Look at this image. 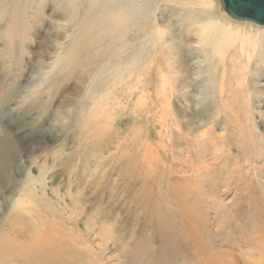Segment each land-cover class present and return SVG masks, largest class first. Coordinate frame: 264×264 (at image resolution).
Listing matches in <instances>:
<instances>
[{
    "label": "rangeland",
    "instance_id": "rangeland-1",
    "mask_svg": "<svg viewBox=\"0 0 264 264\" xmlns=\"http://www.w3.org/2000/svg\"><path fill=\"white\" fill-rule=\"evenodd\" d=\"M85 1L0 0V264H264V74L228 66L232 94L206 97L219 60L186 31L173 80L174 61L131 48L140 15L88 50ZM138 1L181 32V6Z\"/></svg>",
    "mask_w": 264,
    "mask_h": 264
},
{
    "label": "bare ground",
    "instance_id": "bare-ground-1",
    "mask_svg": "<svg viewBox=\"0 0 264 264\" xmlns=\"http://www.w3.org/2000/svg\"><path fill=\"white\" fill-rule=\"evenodd\" d=\"M84 1L85 0H75L74 3L83 5L82 3H84ZM90 1L94 2V5L89 7L88 11L86 9L83 10L82 13L83 18L81 22L82 28L84 30L83 31L84 33L83 32L82 33L84 34V36H86L85 39L86 40L88 39L87 42L88 46L85 47L88 50L95 45L96 41L100 40V37L102 35L108 36L109 39H111V41L113 40L114 42L112 45L107 43V46L110 45L112 47L117 42L123 43V37L126 35V33H129L130 28H133L136 24V15L137 16L140 15L141 16L140 18L141 19L143 18L142 20L143 26L138 30L135 29L136 30L134 32L135 39L133 40V42H129L131 48L136 49L137 52H139V54L141 52L142 53L145 52L148 49H150V51L151 50H154L155 52L157 51L160 54V56H158L157 58H159V61L162 63L163 66L168 65L167 67H172L171 64L174 61V63L177 65V69L174 72L175 74L178 75L180 74L181 76L177 77L176 75L173 80H178V82L179 81L182 82V78H180L182 77V75H184L185 78H188V73L186 71L187 63L185 62V58H186L185 53H186V48L188 47V43L186 47L185 39H184L186 31H190L192 32V34H196V36L198 37V43L202 47L201 51L204 56L203 60L205 63L209 62V64H212L213 62L215 63L216 59L219 60L218 65L221 64V70H222V74H220V82L219 80L218 81L216 80L215 75L206 76L208 78L207 79L208 85H211L212 87L211 90H209V92L208 91L204 92V95L206 97L217 96L219 99H221L226 94L228 95L232 94L233 92L232 89L228 91H225L223 89L224 88L223 81L225 80L226 77L225 74L228 66L233 68L232 69L233 71L229 72L228 75L229 79H232L233 77L236 78L241 72L245 79L247 74L251 73L252 71L251 68L253 66H255L253 68L254 71H252V74H250V76L252 75V77L255 78L260 74H264V25H258L253 22H251V24L249 23L251 28L255 27L254 28L256 29L255 31L251 30L250 27H249L250 30H245L246 26L244 28H241L242 24L240 23L238 24L239 21L240 22H249V21H245V20L238 21V19L232 17L225 10V12L230 17L237 20L238 22H233V20L227 19L226 17L223 16L222 12L220 11L216 3V0H167L172 2L173 4H176V6H181L179 8H176L177 9L176 13L177 14L179 13L181 17V19L178 18L182 22L179 23V26L181 27V32H179V30L176 27L174 28V25L169 22L163 24L162 26H157L154 21V17L152 15L153 14L152 11H154L157 7L155 8L152 7L153 10L151 9V7L150 10L147 7L148 8L147 10L144 7V5L146 4L143 5L139 3L138 0H90ZM156 1L159 2V0ZM99 2L102 4L100 8H98ZM73 4L70 5L74 6ZM68 5L66 4V6ZM68 7L70 8V6ZM73 9H75V7ZM73 12L74 11L72 10V14ZM234 23H236L235 26L233 25ZM252 23L255 24L256 26H253ZM129 43L127 44L126 42V45L129 46ZM80 52L82 53V51ZM113 53H114V49L112 50V54ZM133 59L128 61L126 65L114 64L112 65V68L117 70L123 69V71H125L126 69L128 70L129 69L128 66H130V64L133 62ZM167 67L165 66V68ZM252 77L250 78L251 80L253 79ZM183 82L185 81L183 80ZM26 202L27 199L23 198L22 200L20 199L18 201V204L17 203L16 204L21 206V208H24L25 210L26 206L24 205H26ZM4 204L5 202L3 201V205ZM17 214L20 215L19 213ZM17 224L15 225L12 219L9 220V224H8L10 231L14 234L16 233L15 235L17 236L19 233V235L24 234L27 235V237L32 236L38 239V237L42 238L44 235H46L45 234L46 230L44 228H41L39 230L38 229L34 230L28 234V232H26L27 230L25 231L18 230ZM41 238H39L38 241ZM45 238L46 237H44V239ZM37 245L44 247V244L41 245L40 243H38ZM44 251L46 252V250Z\"/></svg>",
    "mask_w": 264,
    "mask_h": 264
},
{
    "label": "water",
    "instance_id": "water-1",
    "mask_svg": "<svg viewBox=\"0 0 264 264\" xmlns=\"http://www.w3.org/2000/svg\"><path fill=\"white\" fill-rule=\"evenodd\" d=\"M232 17L264 25V0H220Z\"/></svg>",
    "mask_w": 264,
    "mask_h": 264
}]
</instances>
